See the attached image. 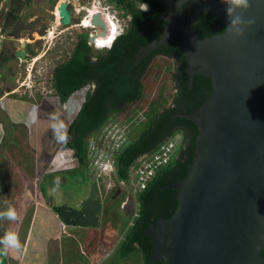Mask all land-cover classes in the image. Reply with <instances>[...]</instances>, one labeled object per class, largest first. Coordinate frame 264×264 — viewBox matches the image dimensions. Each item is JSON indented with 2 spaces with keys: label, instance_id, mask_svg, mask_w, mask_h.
Wrapping results in <instances>:
<instances>
[{
  "label": "water",
  "instance_id": "1",
  "mask_svg": "<svg viewBox=\"0 0 264 264\" xmlns=\"http://www.w3.org/2000/svg\"><path fill=\"white\" fill-rule=\"evenodd\" d=\"M190 1L228 26L222 0ZM249 3L242 18L254 23L239 38L225 29L200 38L191 27L161 15L170 23L166 35L145 49L148 53L179 40L189 84L194 74H202L212 86L204 103L184 114L195 122L198 134L188 176L169 186L175 189L177 208L170 218H160L146 230L152 241L150 259L162 255L164 264H264L260 254L264 249V0ZM66 6L65 1L57 6L62 24L70 22ZM43 22L40 16L17 20L6 38L19 39L21 31H27L30 40L34 33L45 36ZM90 23L99 27L88 37L91 44L97 36H106L108 26L99 13L92 14ZM15 54L24 57L20 49ZM139 61L140 51L135 63ZM78 204L80 208L60 204L51 209L65 226L97 227L101 201L96 181ZM155 234L161 243L153 239Z\"/></svg>",
  "mask_w": 264,
  "mask_h": 264
},
{
  "label": "rangeland",
  "instance_id": "2",
  "mask_svg": "<svg viewBox=\"0 0 264 264\" xmlns=\"http://www.w3.org/2000/svg\"><path fill=\"white\" fill-rule=\"evenodd\" d=\"M57 1L72 2L76 7L75 11L80 10L77 17L82 18L81 24L86 28L94 27L90 23L92 14L101 13V17L108 26V31L105 37L97 36L99 37L97 42L96 40L92 42V54L98 50L95 48V46L98 47V44L109 45L116 35L115 16L120 17L122 12L125 11L123 6L115 0ZM9 9L17 16L24 18H33L36 15L48 17L50 5L48 0H31L30 2L0 0V22ZM58 23V20L55 19L47 36H39L34 33L35 40L41 38L37 42L25 39L32 55L31 60L18 58V63L14 59V62L9 61L7 63L8 67L3 64L2 67L12 70L4 74V78L0 80V95L14 91L13 96L30 100L31 105H38L40 113L43 108L60 112L68 125L75 117L79 105L85 99L84 91L86 87L72 93L69 99L72 98L75 102L68 110L65 108L66 103L60 102L53 88L52 69L55 65L69 58L76 43V34L73 27L59 35L57 32L63 26ZM85 30L87 31V29ZM21 41H23V38L12 40L11 44L17 47ZM171 64V61L164 58L155 57L152 59L143 77L141 98L135 103L125 105L121 111L110 113V119L115 120L116 127L120 128L121 134L123 133L119 140H123L122 138L125 136V141L120 144L119 148L122 149L128 145L138 135L141 126L148 121L152 111L168 105V101L172 98L174 92ZM4 68L0 72H3ZM8 97H12L11 94ZM11 104L10 99L0 102V123L2 125L0 130V210H3L5 200L10 201L17 210L16 206L27 201L29 197L32 198V201L27 202L29 205L26 203L25 218L30 217V215L32 217L38 208L41 209L46 205L49 210L50 207L60 204L76 207L80 201L87 197L91 183L94 180L93 177L89 176L87 163L84 169H81V165L76 164V159L72 157V150L67 148L61 152L68 159L63 167L57 168L56 166L44 165L50 156L49 152H52L53 158L57 155L54 154V151L59 146L58 143L56 146V143L50 137V140L46 141L49 149L46 148L44 151L40 145H36V136H32V142L28 140L26 137L28 132L27 119L21 118L18 114L16 123H11L9 120L8 110L12 109ZM2 106H5L4 111L1 109ZM38 140H40L39 137ZM43 140H45V137ZM5 147H10L11 154L7 153L6 150L3 151ZM36 148L39 149L36 150ZM33 160L36 161L37 166H34ZM52 170L54 177L59 176L57 178L60 180V187L56 192L50 194L51 185L55 186L54 182L56 180V178L53 180L47 178V174ZM18 172L31 173L30 178H20ZM45 174L46 180L44 179ZM97 183L102 205L98 213L100 216L99 224L95 228L69 226L60 239V242L65 243L61 251L63 257H67L75 264H143L142 257L137 251L123 256L119 254L118 250L125 232L130 227L128 214L133 209L131 202L121 208L120 204L125 199L126 191L118 184L116 174L101 173ZM26 185L30 189L28 192L29 197L24 194L21 196ZM18 212L19 210H17ZM42 212L39 211L37 214L45 218L46 216ZM36 221L39 220L36 219ZM8 223V220L0 221L1 236L5 231L10 230ZM52 227L50 226L48 229H53ZM0 258H2V262L5 260L6 263L4 264L9 263L7 255H0Z\"/></svg>",
  "mask_w": 264,
  "mask_h": 264
},
{
  "label": "trees",
  "instance_id": "3",
  "mask_svg": "<svg viewBox=\"0 0 264 264\" xmlns=\"http://www.w3.org/2000/svg\"><path fill=\"white\" fill-rule=\"evenodd\" d=\"M140 1L143 0H117L132 19L128 30L116 37L106 51L91 56L92 47L88 38L81 37L69 58L53 70L52 85L61 103H66L72 93L82 89L86 84L95 85L92 89L84 91L85 99L68 125L69 140L67 144H63L64 148L72 150V157L76 159V164L81 165V169H84L87 163L89 134L99 128L110 117L111 112L121 111L125 105L135 103L141 98L143 77L150 57L147 56L141 62L135 63V53L139 44L147 40L140 39L138 32L145 20L154 19L159 14L162 4L156 0H148L155 11L146 16L136 6ZM155 25H150L149 28L152 29ZM224 29V24L212 13H202L199 26L195 27L200 38L222 33ZM165 53L177 55L180 65L177 73L173 74L175 91L172 94V102L162 109L152 111L138 135L115 157L116 179H126L128 168L137 156L153 150L175 133L181 137L177 156L157 171L140 194L139 215L125 232L118 249L119 254L123 256L137 251L142 257L143 264H164V258H158L156 261L150 259L152 241L146 230L158 219L170 218L177 208L175 189L169 186L188 176L189 166L194 160L198 134L195 122L184 114L200 107L212 91L210 78L202 74H194L189 84L186 56L181 50L171 46ZM44 179L46 180V176ZM40 189L42 190L41 186ZM260 254L264 257V249Z\"/></svg>",
  "mask_w": 264,
  "mask_h": 264
},
{
  "label": "flooded vegetation",
  "instance_id": "4",
  "mask_svg": "<svg viewBox=\"0 0 264 264\" xmlns=\"http://www.w3.org/2000/svg\"><path fill=\"white\" fill-rule=\"evenodd\" d=\"M115 1L117 2V0H115ZM156 1L160 2V0H156ZM170 1H171V3L168 6H165L160 2V4H162V8L159 11V14L154 19L145 20L143 22L142 27H141L140 31L138 32V37L140 39L147 38V40L145 43L139 44L135 55L140 51V61L139 62H141L147 56L150 57V61L152 59H154L155 57H160V58H164L166 60L171 61L172 62L171 65H172V69H173L171 71V76L173 79L174 78L173 74L177 73L178 68L180 67L178 56L177 55H169L165 52L168 51L171 48V46L177 47V45L179 44V40L170 41L167 45L162 43L158 47L153 48L150 52H148V53L145 52V49L149 43H151L153 40L159 41L161 38L165 37V35H166V30L169 28L170 23H169V20L162 19L161 15L170 16V18L173 19V21L175 23H179L180 25H184V26H189L196 33L195 27L199 26V20H200V17L202 16V13H207V12H203L202 10L198 9L196 4L191 2L190 0H170ZM199 1H203V0H199ZM60 2L61 1H57V0H48V4L50 5L49 16L43 17L40 15H36L33 17V18H35L37 16H40L44 20L43 23H45L47 25L45 36H47L49 34L50 29L52 28L53 22L55 21V19L58 20V22H59L58 24L63 26L62 29L61 28L59 29L57 34L61 35L65 31H68V29L70 27H73V29L75 30V34H76V43L80 40L81 37H87V36L89 37L90 35H92L94 32H96L98 30V29H96L95 26L93 28H91V27L85 28L84 26H82V24H81L82 18H80V17L78 18L76 16V15H78L77 13L80 10L76 12L74 4L70 1H65L67 4L66 9L70 11V22L68 24H62L59 21V18L57 17V15H58L57 6L59 5ZM142 3L148 5L147 11L141 10L142 12H144V14L146 16L152 14L155 11V9H153V7H152V4L148 0H143V1L138 2L136 5L138 7V9L141 8ZM121 6H122V4H121ZM124 10H125V8H124ZM99 14H100V16H102L101 13H99ZM33 18H31V17L24 18L21 16H17L10 9L5 13V15H3L2 21L0 22V70L2 68H4V67H2L3 64H5L6 67H8L9 65L7 63L9 61H13L14 59H15L16 63H18V58H20V57L16 56V54H15L16 50H18V49L23 51V53H24L23 59L24 60H31L32 55L29 52L30 49L28 47V43L25 42V39H27V37H26L27 31H21V34H22L21 38H23V41L19 42L17 47H14L11 44V41L12 40H19L20 38L19 39L6 38V32H8V30L12 29L14 23L17 20H22V21L26 22V21L31 20ZM131 19H132V16L129 13H126V11L122 12L120 17L115 16V22L117 24L116 25L117 28H115L116 29L115 37L112 39V41L109 43L108 46L101 45V44H98L97 45L98 47L95 46V48L98 50L96 52H94L93 54H90V55L93 56L100 51H106L111 46V44L113 43V41L116 37L120 36L121 34L125 33L128 30V28L130 27ZM153 24H156V25L153 26L152 29H150L149 26L153 25ZM91 25H93V24H91ZM78 28L81 30H79ZM215 28H217V26ZM85 29H87V31ZM85 32H86V34H85ZM96 38H99V37H96ZM40 39L41 38H39L37 40L34 39L32 42H37ZM76 43H75V45H76ZM91 47H92V43H91ZM64 61L65 60H63L62 62H64ZM61 63H59L58 65H55L54 68L59 66ZM54 68L52 69V75H53ZM3 70H4L3 72H0V80L4 78V74H6L8 71H10L12 69L4 68ZM173 82H174V80H173ZM94 86H95L94 83L86 84V86H85L86 90L85 91L92 89ZM173 89L175 91V87ZM85 93L86 92H84V94ZM171 102H172V98L168 101V105H170ZM120 106H123V105H120ZM114 112H116V111H114ZM76 207L80 208V205L78 204ZM164 233L165 232H162V235ZM153 239H156L160 243L162 240V238L159 236V234H155L153 236ZM158 258H163V257H162V255H158V256H156L155 261Z\"/></svg>",
  "mask_w": 264,
  "mask_h": 264
},
{
  "label": "crops",
  "instance_id": "5",
  "mask_svg": "<svg viewBox=\"0 0 264 264\" xmlns=\"http://www.w3.org/2000/svg\"><path fill=\"white\" fill-rule=\"evenodd\" d=\"M14 93H15L14 91H11L8 93L5 92L0 95V102H3L4 100H8V99L12 101V104H11L12 109L8 110V113L10 115V118H9L10 122L16 123L17 117L19 114L21 118L27 119L28 132L26 133V137L28 140H31L32 136L34 137L36 136L35 138L36 145H40L42 150L44 149L45 151L46 148L49 149L46 141H49L51 137L54 140V143H56L55 145L57 146V142L54 139L51 130L49 129V114L51 112H54V110L41 108L42 110H41L38 121L33 123L30 118V113L34 105L30 104V100L13 96L12 94ZM10 94L12 97L9 98L8 96ZM74 102L75 100H72V98H70L66 102L65 108L68 110L69 107L74 105L73 104ZM3 108L5 109V106H2L1 108L2 111H4ZM1 127L2 125L0 123V130H1ZM33 129H34V134H33ZM38 137L40 138V140H38ZM44 137H45V140H43ZM58 145L59 146H57V149L54 151V154H57L55 158H53L52 152H49L50 156L47 160V163L45 162L44 165L47 164L49 166H56L57 168H61L68 162V159H66L64 154L61 153L64 149H67V148H64L63 144H58ZM37 149L39 148H36V150ZM5 150L7 153L11 152L10 147L3 148V151ZM12 161H13V158H12ZM33 161H34V166H37L36 161L35 160ZM50 173H53V170ZM30 174L31 173L18 172L19 177L20 178L22 177L23 179L30 178ZM57 177L52 176L51 178L53 180L54 178H57ZM46 187L48 186L46 185ZM54 187L55 186L51 185L52 189ZM29 190L30 189L26 185L21 196H23L24 194L29 197V194H28ZM29 201L31 202L32 198L29 197L27 201L21 202L20 204L16 206L17 210H19L17 220L14 222L9 221L8 223L10 230H15L19 233L20 240L23 245L22 253H16L13 251H9V253L7 254V258L9 260L8 264H75V263H72L71 260H68L67 257H63V254L61 252L63 245L65 243L60 242V239L63 237L62 235L63 233H65V230L66 231L68 230L69 226H65L60 221V219L57 217V215L54 212H52V209H51L52 207H50V210H49L47 205L41 208L42 210L38 208V210L34 212L33 214L34 217L33 216L31 217L30 215V217L25 218L24 211L27 209L26 207H27V204L29 205L30 203ZM39 211H43L42 214L45 215L46 217L42 218L40 214L38 215L37 212ZM25 216H26V213H25ZM36 219H38L39 221H36ZM99 219H100V216H99ZM50 226H53L52 227L53 229H48ZM74 227H78V226H74ZM4 263H6L5 260L2 262V258H0V264H4ZM77 264H80V263H77Z\"/></svg>",
  "mask_w": 264,
  "mask_h": 264
},
{
  "label": "built area",
  "instance_id": "6",
  "mask_svg": "<svg viewBox=\"0 0 264 264\" xmlns=\"http://www.w3.org/2000/svg\"><path fill=\"white\" fill-rule=\"evenodd\" d=\"M110 117L97 129L93 130L87 141V169L93 179L98 180L101 173L108 175L116 174L115 157L123 149L120 144L125 141L120 128ZM126 135V134H125ZM181 145V137L178 133L173 134L156 148L144 152L136 157L128 168L126 179L117 180L122 189L126 191L125 199L121 208L128 202L132 203V213L129 218V226L139 215V196L146 188L148 182L155 176L157 171L166 166L175 158Z\"/></svg>",
  "mask_w": 264,
  "mask_h": 264
},
{
  "label": "clouds",
  "instance_id": "7",
  "mask_svg": "<svg viewBox=\"0 0 264 264\" xmlns=\"http://www.w3.org/2000/svg\"><path fill=\"white\" fill-rule=\"evenodd\" d=\"M222 2L227 6L226 15L229 20L228 26L225 28V32H231L234 39L241 37L244 34V30L254 23L251 19L245 20L242 18L243 12L247 11L250 7L249 0H222ZM140 10L147 11L148 5L142 3ZM95 40L97 42V38H95ZM39 114V106H33L30 113V118L33 123L38 121ZM49 129L58 144H67L69 140L68 125L62 118V114L60 112L55 111L49 114ZM93 181L97 182L95 179ZM54 183L55 187L50 190V194L59 189V178H56ZM3 205V210H0V221H16L18 213L15 206L8 200H5ZM9 251L16 253L23 252V245L21 243L19 233L15 230H7L2 236H0V255H7Z\"/></svg>",
  "mask_w": 264,
  "mask_h": 264
},
{
  "label": "bare ground",
  "instance_id": "8",
  "mask_svg": "<svg viewBox=\"0 0 264 264\" xmlns=\"http://www.w3.org/2000/svg\"><path fill=\"white\" fill-rule=\"evenodd\" d=\"M75 8H76V7H75ZM55 10H56V9H55ZM73 14H74V13H73ZM57 16H58V15H57ZM76 16H77V15H76ZM74 23H75V22H74ZM96 26H97V25H96ZM96 26H95V27H96ZM85 28H86V27H85ZM97 29H99V27H97Z\"/></svg>",
  "mask_w": 264,
  "mask_h": 264
}]
</instances>
